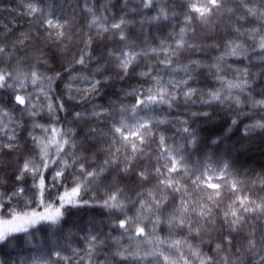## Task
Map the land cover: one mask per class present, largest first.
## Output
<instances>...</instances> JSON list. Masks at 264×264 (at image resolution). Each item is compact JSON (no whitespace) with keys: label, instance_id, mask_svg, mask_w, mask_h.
I'll return each instance as SVG.
<instances>
[{"label":"snow or ice","instance_id":"snow-or-ice-1","mask_svg":"<svg viewBox=\"0 0 264 264\" xmlns=\"http://www.w3.org/2000/svg\"><path fill=\"white\" fill-rule=\"evenodd\" d=\"M0 264H264V0H0Z\"/></svg>","mask_w":264,"mask_h":264}]
</instances>
